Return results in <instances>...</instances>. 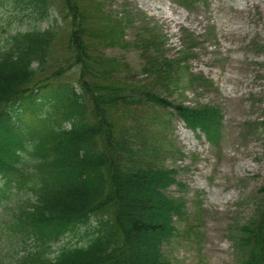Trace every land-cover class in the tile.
I'll return each instance as SVG.
<instances>
[{
  "label": "trees",
  "instance_id": "1",
  "mask_svg": "<svg viewBox=\"0 0 264 264\" xmlns=\"http://www.w3.org/2000/svg\"><path fill=\"white\" fill-rule=\"evenodd\" d=\"M65 5L72 15V56L65 67L37 78L46 70L57 26L22 32L17 17L27 8L41 22L48 2L0 0V9H13V15L0 13V264H170L165 246L185 205L168 194L176 172L161 165L168 119H179L215 147L223 116L215 107L164 96L207 82L181 67L188 54L168 59L158 38L142 31L131 42L141 60L143 78L136 79L127 64L104 59L86 44L79 11ZM120 17L116 28L133 25ZM120 34L110 42L123 44ZM70 69L75 83L62 80ZM154 109L166 115H150ZM117 113L119 125L112 118ZM259 195L254 216L232 237L236 264H264V186ZM91 218L84 245L62 242L52 250L78 226H90Z\"/></svg>",
  "mask_w": 264,
  "mask_h": 264
},
{
  "label": "rangeland",
  "instance_id": "2",
  "mask_svg": "<svg viewBox=\"0 0 264 264\" xmlns=\"http://www.w3.org/2000/svg\"><path fill=\"white\" fill-rule=\"evenodd\" d=\"M68 1L79 11L86 44L104 59L127 64L136 79L143 78L138 75L141 60L131 42L149 31L162 43L168 59L188 54L190 60L181 67L207 80L204 87L183 82L188 89L164 93L176 103L215 107L223 116L215 147L179 119H168L171 133L161 165L176 172V184L168 194L183 200L185 215L165 252L170 264H236L232 237L254 216L264 186V0H202L188 8L179 0H47L50 10L45 20L35 22L27 8L17 17L16 27L22 32L57 26L46 70L37 78L65 67L72 56ZM0 13L13 15V9L5 7ZM120 16L133 25L116 28ZM113 33H121L123 44L110 42ZM75 78L70 69L62 80L75 83ZM157 114L166 115L150 111ZM121 117L122 113L112 116L116 125ZM94 223L91 218L90 226H78L60 243L84 245ZM28 249L34 250L32 241Z\"/></svg>",
  "mask_w": 264,
  "mask_h": 264
}]
</instances>
